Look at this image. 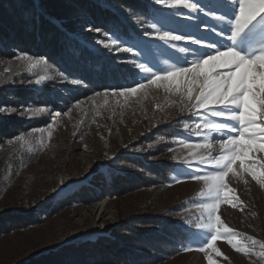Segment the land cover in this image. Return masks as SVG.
<instances>
[{
	"label": "rangeland",
	"instance_id": "rangeland-1",
	"mask_svg": "<svg viewBox=\"0 0 264 264\" xmlns=\"http://www.w3.org/2000/svg\"><path fill=\"white\" fill-rule=\"evenodd\" d=\"M155 7L159 13L173 12L169 25H156L160 32L176 28L177 34L188 32L193 39L201 40V44L191 41L166 44L158 38L146 39L145 33L152 32L154 23L150 17L138 26L141 34L131 38L105 35L103 40L98 37L99 31L84 24L78 25V33L71 36L70 41L76 40L90 49L109 46L129 56L128 62L137 74L119 86L84 88L80 97L71 101L72 95L66 88H78L80 84L51 69L45 59L17 52L12 59L0 60V78L24 71L26 86L39 89L51 82L47 87L56 88L65 102H69L63 107L53 99L46 106H19L14 113L16 119L29 121L45 117L46 124L24 129L0 142V214L19 210L37 219L0 232V264H22L33 255L63 243L109 234L114 227L134 217L156 216L163 210H174V219L192 225L194 231L178 254L159 264H210V261L211 264H264V180L261 179L264 133L256 132L253 140V133L249 132L241 139L245 155L235 161L225 176L227 189L218 201L209 190L210 181L192 178L193 173L206 177L219 170L221 166L216 160L227 154L220 148L219 140L240 135L238 121H229L237 129L235 132L231 129L208 132L203 124L221 118L193 107L204 76L221 71L213 68L219 61H209L197 69L199 76L191 85L187 83L190 77L186 72L150 83L153 72L163 76L177 68L191 69L196 60L215 55L207 47L209 44L222 52L232 46L242 55L247 53V57L261 55L264 17H257L232 40L228 23L218 24L203 16L198 21L185 23L186 9L177 16L175 10ZM217 11L231 16L238 9L217 8ZM134 22L139 24L137 19ZM200 23L217 28V33L200 30ZM133 44L137 47L132 52L126 51ZM141 64L151 72H145ZM254 70L249 71V78L256 74ZM262 82L255 80L250 84L255 87ZM247 102L249 108L256 110L257 125L264 127L260 109L251 95ZM61 108L62 111H56ZM9 114L10 110L2 105L0 118ZM161 127L172 130L169 137H158L164 145L155 158L173 166L165 182L109 200L102 198L101 185L90 190L91 180L96 177V182L101 183L100 176H106L116 157L146 156L150 150L146 140ZM249 169L255 170V178ZM82 186L89 191V201L84 202L77 196L67 199ZM61 199L65 202L55 212L40 214L44 205ZM210 204H215L211 221L205 207ZM210 222L215 228L205 227Z\"/></svg>",
	"mask_w": 264,
	"mask_h": 264
},
{
	"label": "trees",
	"instance_id": "trees-1",
	"mask_svg": "<svg viewBox=\"0 0 264 264\" xmlns=\"http://www.w3.org/2000/svg\"><path fill=\"white\" fill-rule=\"evenodd\" d=\"M151 8L150 0H0V60L12 59L17 52L43 58L46 63L67 79L77 81L80 87H68L71 101L79 98L84 88L98 90L119 86L134 79L137 71L130 65L129 56L116 48L103 46L93 50L76 40L78 25L92 26L105 35L131 38L141 34L140 28L149 16L142 9ZM139 20V24L134 21ZM108 51V52H107ZM126 61V62H122ZM130 65V66H129ZM27 73H12L0 78V107L10 110L11 116L0 118V142L24 129L46 124V118L24 121L15 118L19 106H46L51 99L62 107L65 102L56 88L26 86ZM72 91V92H71ZM62 111V108L56 110ZM172 130L161 127L146 140L150 150L146 156L116 157L108 167L101 183L96 177L92 188L101 185L102 198L129 194L167 180L172 164L157 161ZM158 137H161L158 139ZM99 187L96 188V190ZM87 202L91 199L85 186L72 197ZM65 199L50 202L40 214L56 211ZM184 204V203H182ZM174 210H163L158 215L137 216L113 228L111 233L93 239L66 242L55 249L33 255L22 264H159L175 256L188 241L194 227L177 221ZM10 216V217H8ZM35 215L19 210L0 214V232L36 221Z\"/></svg>",
	"mask_w": 264,
	"mask_h": 264
},
{
	"label": "snow or ice",
	"instance_id": "snow-or-ice-1",
	"mask_svg": "<svg viewBox=\"0 0 264 264\" xmlns=\"http://www.w3.org/2000/svg\"><path fill=\"white\" fill-rule=\"evenodd\" d=\"M153 7H144L142 11L146 16L153 21L152 32H146V39L158 38L164 43L178 42V41H191L194 44H201V40H195L188 32L177 34L178 29L173 28L171 31L160 32L156 25L167 26L172 21L170 17L173 15L172 11L168 14L159 13L155 6L166 7L168 10H175V15H179L181 10L186 9L187 15L183 20L185 23H191L193 20L198 21L200 17H207L217 21L218 24L228 23L230 37L229 39L236 40L241 32L257 17H264V0H151ZM217 8L225 9H238L234 11L231 16L224 12L217 11ZM234 24V28L232 25ZM199 29L205 32L217 33V28L212 27L205 23L198 25ZM143 44V41L140 42ZM137 45L133 44L128 47L126 51L132 52ZM207 47L215 52V55H207L204 60H196L194 68L174 69L171 72H166L163 76H156L153 72L154 79L150 83H155L157 79L168 80L169 76H176L181 72L189 74L187 83L191 85L195 79L198 78L199 73L197 69H201L203 64L209 61H219L213 65L214 69H221V71L210 72L206 74L203 79L200 91L195 97L193 107L203 109L206 113H210L212 117L221 118L219 120L206 121L203 128L208 132H224L231 129L233 132L237 131L232 127L229 121H238L240 126V135H228L227 139H220L219 146L222 150L227 152L226 155L216 160L220 165V169L214 171L211 175L201 177L195 173L192 178L199 180L205 179L210 181L208 184L209 190L214 194L215 199L218 201L221 194L227 189V184L224 182L225 176L228 171L232 170V165L237 159L242 158L245 153L240 144L246 133H253V140L256 139L255 133H264V127H259L256 123V110L249 108L248 97L251 95L252 99L260 109V119L264 121V82L258 86H253L256 77L252 76L253 84L249 83V71L255 68L259 76L264 80V50L261 55H253L247 57L242 55L239 51L234 50L232 46H227L226 51H220L219 48L214 47L213 44ZM183 51V49H181ZM142 54V53H141ZM126 62V61H122ZM145 72H151V69L144 68L140 65ZM39 83V81H37ZM73 83H78L73 81ZM142 86V85H141ZM177 87L179 86L177 82ZM130 91H136L131 89ZM191 93V87H189ZM191 98V97H190ZM234 106V107H233ZM199 115V112L197 113ZM199 128L200 125H197ZM264 149V145H261ZM243 167V163L241 164ZM253 177H256L254 169H249ZM261 179L264 180V173L261 174ZM209 210V219L211 221L212 211L215 209V204L205 206ZM219 221V217H216ZM205 227L215 228V224L211 222ZM216 237L213 236L214 240ZM211 244V241H209ZM211 264V261H210Z\"/></svg>",
	"mask_w": 264,
	"mask_h": 264
},
{
	"label": "bare ground",
	"instance_id": "bare-ground-1",
	"mask_svg": "<svg viewBox=\"0 0 264 264\" xmlns=\"http://www.w3.org/2000/svg\"><path fill=\"white\" fill-rule=\"evenodd\" d=\"M255 50V49H254ZM237 51H240L239 49L237 50ZM253 51V50H252ZM251 51V52H252ZM249 53V52H248ZM246 55H247V53H246ZM254 72L256 73V74H254L253 76H255L256 77V81L257 82H259V81H261L262 80V78L259 76V74H258V71L255 69L254 70ZM252 77V76H251ZM251 77L249 78V83H252L253 81H252V79H251ZM254 101V100H253ZM256 105V104H255ZM258 107H259V105H257Z\"/></svg>",
	"mask_w": 264,
	"mask_h": 264
}]
</instances>
